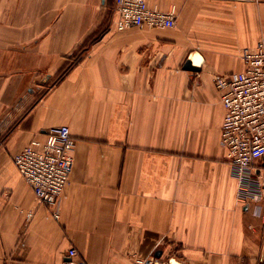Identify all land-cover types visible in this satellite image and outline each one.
<instances>
[{
	"label": "crops",
	"instance_id": "crops-1",
	"mask_svg": "<svg viewBox=\"0 0 264 264\" xmlns=\"http://www.w3.org/2000/svg\"><path fill=\"white\" fill-rule=\"evenodd\" d=\"M146 2L175 26L118 30L115 0H0V264L70 247L89 264H264V190L239 198L213 82L264 40V0ZM61 125L74 168L56 219L13 156Z\"/></svg>",
	"mask_w": 264,
	"mask_h": 264
},
{
	"label": "built area",
	"instance_id": "built-area-1",
	"mask_svg": "<svg viewBox=\"0 0 264 264\" xmlns=\"http://www.w3.org/2000/svg\"><path fill=\"white\" fill-rule=\"evenodd\" d=\"M118 30L132 27L167 28L176 24V9L162 11L148 6L146 0H115ZM241 71L216 74L213 82L224 107L220 143L226 149L232 174L239 181V198L258 203L264 190V40L242 55ZM75 139L68 125L49 131L44 138L32 139L13 156L20 174L36 197L59 218L60 198L69 184L74 168ZM64 264H89L68 250ZM138 264H174L172 259ZM176 264V263H175Z\"/></svg>",
	"mask_w": 264,
	"mask_h": 264
},
{
	"label": "water",
	"instance_id": "water-1",
	"mask_svg": "<svg viewBox=\"0 0 264 264\" xmlns=\"http://www.w3.org/2000/svg\"><path fill=\"white\" fill-rule=\"evenodd\" d=\"M183 68H184L185 70H191V71H198V70H199V67L196 66V65H194L193 62H192V60H190V59H187V60L185 61L184 65H183ZM160 255H161V252H159V253L157 254V256H160ZM174 264H175V263H174Z\"/></svg>",
	"mask_w": 264,
	"mask_h": 264
},
{
	"label": "bare ground",
	"instance_id": "bare-ground-1",
	"mask_svg": "<svg viewBox=\"0 0 264 264\" xmlns=\"http://www.w3.org/2000/svg\"><path fill=\"white\" fill-rule=\"evenodd\" d=\"M198 62V59H197V56L195 57V63H197Z\"/></svg>",
	"mask_w": 264,
	"mask_h": 264
}]
</instances>
